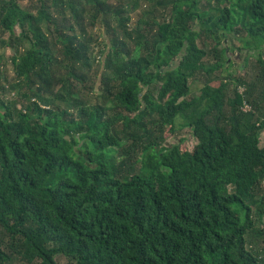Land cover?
Segmentation results:
<instances>
[{"label": "trees", "instance_id": "obj_1", "mask_svg": "<svg viewBox=\"0 0 264 264\" xmlns=\"http://www.w3.org/2000/svg\"><path fill=\"white\" fill-rule=\"evenodd\" d=\"M0 48V264H264V0H0Z\"/></svg>", "mask_w": 264, "mask_h": 264}, {"label": "rangeland", "instance_id": "obj_2", "mask_svg": "<svg viewBox=\"0 0 264 264\" xmlns=\"http://www.w3.org/2000/svg\"><path fill=\"white\" fill-rule=\"evenodd\" d=\"M209 1V0H206ZM26 2V1H25ZM24 4V2H22ZM13 31L15 32H19V25L15 24L12 28ZM229 46H231L232 51L230 52V58L231 61L235 63V69H239L238 70V74L239 75H244L246 72H248V70H242V65L244 63V58L248 56V53L243 51L242 46L239 42H231V44L229 43ZM256 55H258L260 52L259 51H255L253 52ZM4 54V56L7 58L10 55L14 54V50L12 48H0V62H1V56ZM243 56V59H242ZM255 56H252V58H250V60L253 62V60H255L254 58ZM4 63V65L2 66V70L4 75L8 78V80L10 81L11 79H13L14 77V70H13V66L9 61L4 60L2 62V64ZM6 63V65H5ZM1 82V79H0ZM202 84H197L194 86V90H193V94L194 95H200L201 93V88H202ZM3 96H5L6 98H11L13 97V94L10 93V91H8L7 93H5ZM177 135H173L169 137L168 142H166V145H174V144H178L180 143L181 140H185V142L183 143L184 147L190 151H193L196 146L198 145V140L195 138L194 135V129L192 127H189L185 121L183 120H179L178 121V127H177ZM262 139L264 141V134L262 135ZM60 264H66V260L63 259H58Z\"/></svg>", "mask_w": 264, "mask_h": 264}, {"label": "built area", "instance_id": "obj_3", "mask_svg": "<svg viewBox=\"0 0 264 264\" xmlns=\"http://www.w3.org/2000/svg\"><path fill=\"white\" fill-rule=\"evenodd\" d=\"M248 107H249V106H247V108H248ZM247 108H246V109H247Z\"/></svg>", "mask_w": 264, "mask_h": 264}]
</instances>
